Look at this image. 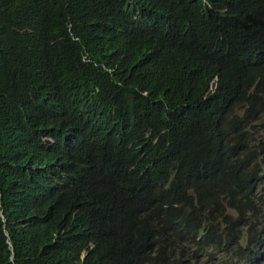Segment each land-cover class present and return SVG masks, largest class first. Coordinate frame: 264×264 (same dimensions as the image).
<instances>
[{"label":"trees","instance_id":"16d2710c","mask_svg":"<svg viewBox=\"0 0 264 264\" xmlns=\"http://www.w3.org/2000/svg\"><path fill=\"white\" fill-rule=\"evenodd\" d=\"M0 20V264H239L200 225L231 240L264 205L243 167L264 0H0Z\"/></svg>","mask_w":264,"mask_h":264},{"label":"clouds","instance_id":"9594fccd","mask_svg":"<svg viewBox=\"0 0 264 264\" xmlns=\"http://www.w3.org/2000/svg\"><path fill=\"white\" fill-rule=\"evenodd\" d=\"M3 24L4 23L0 20V30ZM256 56L258 58L264 56V48L259 49ZM258 84H260L259 81H253V88ZM262 141H264V115L253 126L247 128V152H252V154H250L249 166H243L248 172V177L246 178L248 186H250L253 191L257 190L258 194H261L264 200V184L254 185V183H256V177H260L261 179L264 178V152L259 150ZM256 168L258 171H256ZM211 187L212 184L205 183L198 186L187 187L181 192L192 195L202 189L211 190ZM244 207L246 224L243 228L242 235L236 234L231 240H223L220 236L208 230V224L206 222L200 225V230L202 233H211L220 245L230 246L240 251L243 255V260L239 261V264H264V205L261 206L257 203H250L244 205ZM218 256L222 260L230 257L228 251L221 252Z\"/></svg>","mask_w":264,"mask_h":264},{"label":"bare ground","instance_id":"6f19581e","mask_svg":"<svg viewBox=\"0 0 264 264\" xmlns=\"http://www.w3.org/2000/svg\"><path fill=\"white\" fill-rule=\"evenodd\" d=\"M42 9H43V8H42ZM70 13H71V12H70ZM71 27H72V25H71ZM258 116H259V115H258ZM76 119H77V118H76ZM249 121H250V120H249ZM202 220H203V219H202ZM202 220H201V221H202ZM121 228H122V227H121ZM186 241H187V240H186ZM190 243H191V242H190ZM198 247H200V246H198Z\"/></svg>","mask_w":264,"mask_h":264}]
</instances>
